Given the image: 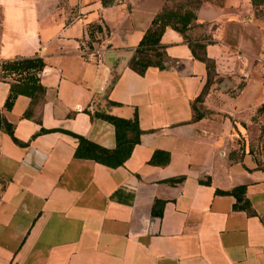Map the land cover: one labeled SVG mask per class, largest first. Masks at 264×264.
Masks as SVG:
<instances>
[{
	"label": "crops",
	"instance_id": "0c3cea01",
	"mask_svg": "<svg viewBox=\"0 0 264 264\" xmlns=\"http://www.w3.org/2000/svg\"><path fill=\"white\" fill-rule=\"evenodd\" d=\"M164 2L0 0V118L22 143L0 129V264H264V171L254 170L264 62L245 63L235 23L242 12V26L253 25L250 0L196 13L193 35L212 43L216 65L203 103L213 113L197 122L191 105L206 70L176 32L161 38L162 69L128 67ZM32 58L44 68H3ZM105 102L114 116L136 114L143 131L116 169L73 157L71 135L114 148L113 127L89 116ZM156 151L168 153L165 167L148 164ZM240 186L254 216L216 193ZM155 200L165 202L160 218Z\"/></svg>",
	"mask_w": 264,
	"mask_h": 264
},
{
	"label": "trees",
	"instance_id": "16d2710c",
	"mask_svg": "<svg viewBox=\"0 0 264 264\" xmlns=\"http://www.w3.org/2000/svg\"><path fill=\"white\" fill-rule=\"evenodd\" d=\"M103 7L113 5L114 0H100ZM204 0H165L161 10L154 15L149 27L144 32L141 40L135 47L133 55L128 62V67L138 75H143L149 67L163 68V59L165 57L164 48L161 45V38L167 29L176 32L182 39V43L186 44L191 52L192 57L202 63L206 70V82L200 94L192 102V122H197L209 116L213 112L207 110L203 103L208 95L210 88L216 81V65L214 60L207 56L206 48L212 43L207 39L196 38L193 35L195 27L196 13ZM253 15L264 9V0H250ZM3 68L7 70H33L40 71L44 68V63L39 58L32 59H16L11 62H5ZM37 88L41 89L40 86ZM16 92L10 90V94L5 102V108L10 109L15 99ZM116 104L105 102L97 103L95 110L89 114L90 120H101L113 127L114 131V148L105 149L96 145L83 137L71 135L77 141L73 157L75 159L91 160L99 165L107 168L116 169L123 166L129 159L136 145L139 144L140 136L143 131L139 128L138 118L134 114L131 118L125 119L111 114V108ZM264 110V106L257 109L256 117ZM27 116V113H26ZM0 129H3L12 138L11 127L0 118ZM260 134L255 141L256 147V167L254 170L264 171V126H259ZM44 132V131H43ZM14 143L21 145L19 141L13 138ZM243 151L240 146L238 151L230 152L229 159L231 161H241L239 152ZM235 154H237L235 156ZM169 162L168 153L156 151L152 154L148 161L151 166L165 167ZM209 184V182H205ZM218 195L230 196L235 199L233 205L234 211H243L248 216H254L255 213L251 205L245 198L244 187H236L226 192L216 191ZM164 201L155 200L151 208L152 217H162Z\"/></svg>",
	"mask_w": 264,
	"mask_h": 264
},
{
	"label": "rangeland",
	"instance_id": "374dc122",
	"mask_svg": "<svg viewBox=\"0 0 264 264\" xmlns=\"http://www.w3.org/2000/svg\"><path fill=\"white\" fill-rule=\"evenodd\" d=\"M223 1L224 0H204V3L211 2L214 4L220 5ZM253 12L254 11L252 10L250 11V15H252V20H253V25L250 28H245L242 26L241 20L245 18V15L242 12L241 14L239 13L238 15L239 18L236 17L237 20H235L236 28H239L244 36V39H243L244 43H242L240 47L241 49L240 51H247L250 54L247 60L245 61V63L250 62L249 60H251V56L255 57L256 59L259 58V61L264 62V46H262L264 42L262 41L263 40L262 38L264 37V9L263 11H259L255 15H253ZM259 61L255 60V63L257 64V66L261 64L263 65V62H259ZM261 113H259L258 116Z\"/></svg>",
	"mask_w": 264,
	"mask_h": 264
},
{
	"label": "built area",
	"instance_id": "2783aa9c",
	"mask_svg": "<svg viewBox=\"0 0 264 264\" xmlns=\"http://www.w3.org/2000/svg\"><path fill=\"white\" fill-rule=\"evenodd\" d=\"M98 54H99V53L97 52V56H98Z\"/></svg>",
	"mask_w": 264,
	"mask_h": 264
}]
</instances>
